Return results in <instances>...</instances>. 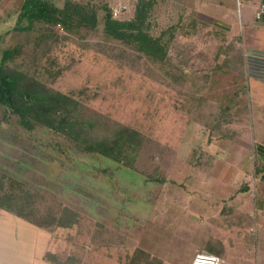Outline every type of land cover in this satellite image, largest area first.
Instances as JSON below:
<instances>
[{"label":"rangeland","instance_id":"1","mask_svg":"<svg viewBox=\"0 0 264 264\" xmlns=\"http://www.w3.org/2000/svg\"><path fill=\"white\" fill-rule=\"evenodd\" d=\"M54 1L63 7L66 0ZM76 1L100 17L110 3ZM23 2L0 0V60L20 47L14 69L42 79L57 73L52 88L78 100L86 117L96 116L105 130L129 127L144 142L126 166L46 127L26 130L0 105V195L12 194L15 211L34 221L66 214L74 222L46 230L64 263L130 264L136 255L144 264H191L205 251L200 244L229 236L230 248L215 250L225 262L264 264V136L250 121L236 47L220 57V33L191 18L169 19L159 5L149 32L168 46L162 62L107 39L102 22L71 33L57 26L59 38L48 39L43 28L13 30ZM121 13L113 10L119 19L134 15ZM231 200L235 215L221 214L220 202Z\"/></svg>","mask_w":264,"mask_h":264},{"label":"trees","instance_id":"2","mask_svg":"<svg viewBox=\"0 0 264 264\" xmlns=\"http://www.w3.org/2000/svg\"><path fill=\"white\" fill-rule=\"evenodd\" d=\"M155 4L156 0H137L133 17L119 19L113 16L109 4L102 7L103 15L100 17L96 9L76 0H66L63 7H58L54 0H24L13 30L20 33H35L43 28L45 38L58 39L59 37L54 33V28L57 26L71 33L83 28L95 30L102 22V31L107 39L127 45L131 50L147 58L162 62L168 56V46L163 42L162 36L153 37L149 32L150 17ZM229 49L230 46L227 48L226 58L232 56L234 51L232 46L230 52ZM20 54V47L9 48L2 52L0 105L16 116L20 125L26 130H34L38 125L46 127L70 139L87 154H98L116 163L131 166L132 159L136 158L141 150L144 136L118 124L105 130L95 122L98 121L96 116H85L84 107L78 100L52 88L57 73L52 74L48 71L47 74H50L48 79H42L14 69L9 63ZM227 60L225 61L227 65L231 62L235 63L232 58ZM237 63L240 66L239 60ZM228 107L231 108V104ZM225 112L227 116L230 113L229 110ZM222 121L227 120L222 119ZM10 187L12 188L13 185ZM1 190L0 186V192ZM13 198L15 197L12 194L0 195V208L38 228L47 230V227L54 225L70 228L74 224L65 220L66 214L59 219L53 217L52 220L44 223L34 221L29 216L23 215L25 209L20 208L18 213L15 211V207L10 203ZM135 257L131 259L130 264H144Z\"/></svg>","mask_w":264,"mask_h":264},{"label":"crops","instance_id":"3","mask_svg":"<svg viewBox=\"0 0 264 264\" xmlns=\"http://www.w3.org/2000/svg\"><path fill=\"white\" fill-rule=\"evenodd\" d=\"M136 2L137 0H110L109 6L114 11L122 12L121 14H129L134 13ZM155 5H159V12L167 18H191L198 26L220 33L221 45L236 47L237 60L246 83L244 88L250 121L257 123L261 129L260 136H264V12L260 18L257 17L261 8L264 11V0H156ZM225 47L219 53L220 57L227 56ZM260 143L262 147L259 158L264 165V141L261 138ZM263 165L259 171L264 175ZM236 194L240 195L239 191ZM229 203L227 207L226 201L220 202L221 214L227 212L225 216H234L233 210L235 208L237 211L239 205L233 203V200ZM261 208L264 212V200ZM262 228L264 231V219ZM228 237L222 236L217 245L208 242L204 246L202 243L199 250L211 251L219 257L225 256V252L218 253L215 250L230 248L226 242ZM64 260L60 258V252L56 251L53 236L48 231L0 208V264H68Z\"/></svg>","mask_w":264,"mask_h":264},{"label":"built area","instance_id":"4","mask_svg":"<svg viewBox=\"0 0 264 264\" xmlns=\"http://www.w3.org/2000/svg\"><path fill=\"white\" fill-rule=\"evenodd\" d=\"M263 8L260 9V11L257 13V17L260 18L261 14L263 13ZM115 15L119 14V11H114ZM191 264H232L225 262L221 257L208 253L206 251H200L198 252Z\"/></svg>","mask_w":264,"mask_h":264}]
</instances>
